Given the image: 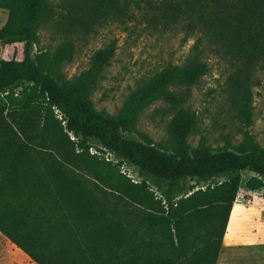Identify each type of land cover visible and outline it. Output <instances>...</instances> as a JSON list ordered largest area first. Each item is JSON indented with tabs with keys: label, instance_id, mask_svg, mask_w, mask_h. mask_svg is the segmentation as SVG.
<instances>
[{
	"label": "trees",
	"instance_id": "1",
	"mask_svg": "<svg viewBox=\"0 0 264 264\" xmlns=\"http://www.w3.org/2000/svg\"><path fill=\"white\" fill-rule=\"evenodd\" d=\"M161 1L172 21L187 13L188 28L197 27L237 65L233 95L246 129L237 144L190 146L196 115L182 108L168 123L166 143L122 135L153 102L182 105L174 89L197 84L209 70L205 62L166 66L109 114L97 110L89 95L115 43L98 50L86 71L66 79L61 68L72 59L71 42L32 57L51 13L49 1L0 0L8 11L0 43L23 44L21 60H0V234L35 264H215L241 185L264 188V147L248 131L252 71L264 61V0H183V7ZM86 5L107 14L122 12L127 0ZM124 163L167 190L159 187L157 195L146 179L124 173ZM218 177L223 180L216 182ZM186 180L205 185L179 194ZM204 224L211 228L203 237L215 242L197 250L195 230Z\"/></svg>",
	"mask_w": 264,
	"mask_h": 264
},
{
	"label": "rangeland",
	"instance_id": "2",
	"mask_svg": "<svg viewBox=\"0 0 264 264\" xmlns=\"http://www.w3.org/2000/svg\"><path fill=\"white\" fill-rule=\"evenodd\" d=\"M48 1L51 13L38 30V43L33 46L32 57L52 53L60 44L71 42L74 46L72 59L61 68L66 79H73L86 71L98 50L110 42L115 43L114 56L90 91V100L97 110L118 113L134 90L168 65H182L193 60L208 65V72L197 84L174 89L183 96L182 105L173 107L162 100L153 102L139 114L133 129L121 131L124 137L154 145L166 143L169 139L168 123L182 108L196 115L195 127L188 138L190 146L203 143L215 149L241 141L246 129L236 116L237 102L232 81L237 65L221 48L205 39L197 27L194 30L188 28L191 19L187 13L180 14L174 22L168 17L161 0H127L122 12L108 10L107 14L88 9V0ZM171 1L183 7V0ZM7 15L8 11L0 8V28ZM12 58H23V44L0 43V60ZM252 82V123L248 131L264 147V61L255 65ZM69 137L74 139L71 134ZM90 145L91 153H95V142ZM104 156L117 160L114 154L108 152ZM121 169L136 181L146 179L157 195L161 194L159 187L167 190L164 183L141 174L129 163H124ZM87 178V184L94 186V180ZM222 180L223 177H218L215 181ZM204 185L201 181L186 180L184 190L179 194L187 192L189 186ZM246 191L241 185L239 194L245 196ZM170 192L175 194L176 188ZM210 228L209 224H204L195 230L199 236L196 235L194 240V249L214 244V237H203ZM0 264L35 263L0 234Z\"/></svg>",
	"mask_w": 264,
	"mask_h": 264
},
{
	"label": "crops",
	"instance_id": "3",
	"mask_svg": "<svg viewBox=\"0 0 264 264\" xmlns=\"http://www.w3.org/2000/svg\"><path fill=\"white\" fill-rule=\"evenodd\" d=\"M216 264H264V188L238 195Z\"/></svg>",
	"mask_w": 264,
	"mask_h": 264
}]
</instances>
